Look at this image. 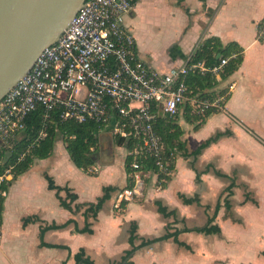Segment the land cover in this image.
Here are the masks:
<instances>
[{
  "label": "crops",
  "instance_id": "obj_1",
  "mask_svg": "<svg viewBox=\"0 0 264 264\" xmlns=\"http://www.w3.org/2000/svg\"><path fill=\"white\" fill-rule=\"evenodd\" d=\"M177 20L183 24L173 26ZM262 20L264 0H137L127 23L141 58L159 71L184 63L200 42L212 36L223 43L236 41L244 48L240 68L216 87L229 90L224 111L208 116L198 129L183 113L177 117L190 151L216 131L229 129L233 134L221 137L197 158L179 154L165 187L159 188L157 177L151 175L144 195L122 210L116 209V203L119 191L128 183L125 147L105 132L103 140L109 149L101 154L99 135L98 160L86 172L73 163L63 139H58L52 155L36 160L10 187L0 236V264H78L75 255L81 249L95 264H115L133 248V223L138 236L134 264H252L239 258L249 239L258 246V264H264V40L258 37ZM166 26L174 27L171 33L176 39L158 51L151 32ZM211 163L215 167L207 170ZM216 169L226 176L217 175ZM197 172L201 174L198 180ZM47 175L77 194L73 206L97 202L105 186L116 190L96 217L86 207L75 213L61 206L56 191L48 187ZM247 193L256 203L246 200ZM179 194L197 196L200 201L187 204ZM60 195L66 197L65 191ZM227 196L234 217L242 222L225 216ZM158 202L176 214L165 216ZM210 217L220 227L219 234L186 231L177 240L170 237L142 245L177 229L202 227ZM26 218L36 220L25 225ZM52 224L61 227L47 230L41 245V227ZM6 228L11 229L8 238ZM86 228L93 233L83 231Z\"/></svg>",
  "mask_w": 264,
  "mask_h": 264
},
{
  "label": "built area",
  "instance_id": "obj_2",
  "mask_svg": "<svg viewBox=\"0 0 264 264\" xmlns=\"http://www.w3.org/2000/svg\"><path fill=\"white\" fill-rule=\"evenodd\" d=\"M133 8L132 0H87L61 37L0 100L4 140L22 131L26 117L39 108L45 119L58 111L62 120H95L125 141L136 138L139 144L129 151L133 186L119 192L117 207L123 200L141 198L147 179L158 178L152 170L142 169L138 159L142 152L151 154L160 170L165 168L164 145L154 127L158 117H176L184 112V105L197 112L222 108L225 98H198L189 79L213 73L220 81L227 59L209 65L190 55L164 72L145 62L127 23Z\"/></svg>",
  "mask_w": 264,
  "mask_h": 264
},
{
  "label": "trees",
  "instance_id": "obj_3",
  "mask_svg": "<svg viewBox=\"0 0 264 264\" xmlns=\"http://www.w3.org/2000/svg\"><path fill=\"white\" fill-rule=\"evenodd\" d=\"M136 1L137 0H133V4ZM186 11L189 12L188 9H186ZM258 37L261 41L264 40V20L258 24ZM192 57L194 60H204L209 65H216L219 64L222 59H227V64L221 73L220 81L213 73H206L203 75L197 74L193 75L189 79V84L192 86V93L196 94L200 99L215 100L220 96H225L224 100L220 103L222 108L211 106L202 112H197L193 111L189 105H184L183 115L187 116L188 122H191L192 124L194 123L195 128L198 129L208 116L224 111L225 105L229 99V90L227 87L218 89L216 87L221 81L227 79L240 68L244 60V48L236 41L223 43L219 37L212 36L204 39L196 46ZM154 127L158 135L161 137L164 145L165 168L164 170H160L155 165L153 156L149 153L142 152L138 159L142 164L143 170H152L158 174L157 183L159 188L165 187L167 181L171 178L172 173H174L175 161L179 154L184 157L194 156L197 158L209 145L217 142L223 136L233 134V132L229 129L225 131H216L215 134L202 142L197 149L190 151L187 147L186 141L182 138L184 131L177 122V117L161 115L155 122ZM104 128L105 125L103 122H97L95 120H90L85 123H78L74 120H62L58 111L52 112L51 116L48 119H45V111L39 108L26 117L25 128L22 131L18 132L15 136L8 140L0 138V177H2V180H0V236L3 226L5 200L13 182L22 174L27 172L36 160L50 157L55 149V144L59 137H62L73 163L79 169L89 172L98 160V152L100 148L99 135ZM113 136L115 142L120 146H124L128 152L125 160V167L128 172V183L125 188L119 191L122 192L123 190L130 189L133 186V181L131 179V164L133 156L129 154V151L133 150L139 143L136 138L133 137H130L127 141H125V139L120 135L113 134ZM211 167H215V165L211 163L207 167V170ZM215 171L219 176H226V174L222 173L220 170L216 169ZM200 175L201 174L197 172V180L200 179ZM8 176H11V178H8ZM46 178L48 180L49 189L56 191V195L61 203V206L75 213L86 207L87 211L92 213L94 217L98 215V212L101 210L105 201L111 197V193L116 190V187L114 186H105L103 188L104 194L97 199V202L76 203L75 206H73L74 202L78 199L77 194L72 193L71 189L67 186L62 187L57 185L50 176L47 175ZM234 185L235 183L233 182V184L228 187V190H231ZM62 191H65L66 197H62L60 195ZM179 195L187 204L193 202L199 203L200 201L197 196L187 198L183 194ZM246 200H252L256 203V200L253 199L249 193H247ZM129 202V200H123L120 203V206L116 207V209H124ZM158 204L159 211L165 216L176 214V210L167 212V208L163 207L161 202H158ZM225 206V216L227 218H231L235 222H242L241 219L234 217L231 210V201L228 196L225 198ZM218 208L219 206H217V211ZM32 220H36V218L24 219L25 225ZM214 220V217H210L208 222L202 227H196L192 230L188 228L177 229L174 232H168L160 238L143 241L142 245L149 244L156 240L168 239L170 237H174L175 240H177L178 235L186 231L219 234L221 229L217 224H213ZM60 227L61 226L55 224L42 226L40 231L41 245H43L42 239L47 230ZM170 228L171 225L169 224L168 229L170 230ZM83 231L93 233V230L90 228H86ZM136 231L137 225L133 223L130 236V244L133 248L126 251L121 262L115 264H134L132 262V257L138 248L134 245L135 240L138 237L136 235ZM85 253V250L81 249L75 255L77 263L95 264L94 261L87 257Z\"/></svg>",
  "mask_w": 264,
  "mask_h": 264
},
{
  "label": "water",
  "instance_id": "obj_4",
  "mask_svg": "<svg viewBox=\"0 0 264 264\" xmlns=\"http://www.w3.org/2000/svg\"><path fill=\"white\" fill-rule=\"evenodd\" d=\"M86 1L0 0V100L61 37Z\"/></svg>",
  "mask_w": 264,
  "mask_h": 264
},
{
  "label": "rangeland",
  "instance_id": "obj_5",
  "mask_svg": "<svg viewBox=\"0 0 264 264\" xmlns=\"http://www.w3.org/2000/svg\"><path fill=\"white\" fill-rule=\"evenodd\" d=\"M183 24L181 20L175 21V23H172V25H181ZM174 31V27L166 26L165 28H161L158 31L156 29H153L151 32V38L153 41V44L155 47L158 49V51L165 50L167 49V46L169 45L171 40L176 39V35L174 33H171ZM176 45L170 46V50L174 49ZM178 117V116H176ZM105 132L107 133L106 135L113 136V134L110 131H102L100 133V138H101V149L100 152L101 154L105 155L108 153L109 149V143L105 140H103ZM59 139H62V137H59ZM114 140V139H113ZM10 228H6L5 230V237H9L10 234ZM257 245L251 240H247V243L244 244V247H242V250L244 251V255L239 258H243L244 260H247L251 262L252 264H258V259L256 257V249ZM239 249V246L237 247ZM240 251V250H239ZM227 264H231L230 261H227Z\"/></svg>",
  "mask_w": 264,
  "mask_h": 264
}]
</instances>
